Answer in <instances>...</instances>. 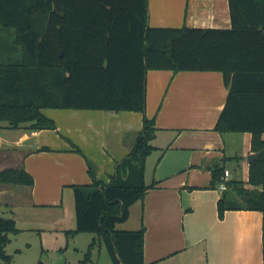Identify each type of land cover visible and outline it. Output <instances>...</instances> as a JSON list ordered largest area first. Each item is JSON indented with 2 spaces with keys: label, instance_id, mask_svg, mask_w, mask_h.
Segmentation results:
<instances>
[{
  "label": "trees",
  "instance_id": "16d2710c",
  "mask_svg": "<svg viewBox=\"0 0 264 264\" xmlns=\"http://www.w3.org/2000/svg\"><path fill=\"white\" fill-rule=\"evenodd\" d=\"M229 8L228 28L169 27L149 24L148 0H0V29L12 36L17 54L13 63H0V120L54 129L41 108L144 113L143 128L111 180H99L87 160L91 184L74 185L73 232L96 235L82 264L90 261L97 240L114 264H145L144 226L116 225L151 185L145 167L157 128L145 115L149 69L223 72L229 92L215 130L252 132V147L262 153L250 165L253 188L226 182L219 216L241 208L264 215V0H229ZM223 173L213 170L212 186ZM0 182L31 186L34 177L24 168H8L0 170ZM20 231L13 218L0 217V264H13L5 247L10 234Z\"/></svg>",
  "mask_w": 264,
  "mask_h": 264
},
{
  "label": "crops",
  "instance_id": "0c3cea01",
  "mask_svg": "<svg viewBox=\"0 0 264 264\" xmlns=\"http://www.w3.org/2000/svg\"><path fill=\"white\" fill-rule=\"evenodd\" d=\"M148 9L151 26L232 25L229 0H148ZM0 40V63H13L12 36ZM228 92L221 71H147L145 115L157 128L145 167L151 185L131 205L120 228L144 226L145 264H264L263 212L228 209L220 217L223 191L211 185L213 170L223 168L230 170L228 181L253 188L248 183V158L255 152L252 132L215 130ZM48 108L41 111L55 121L54 129L0 120V170L24 168L34 177L31 186L0 182V205L7 206L22 231H73L71 202V227L62 220L64 196L72 200L74 185L91 184L87 160L94 162L96 177L109 182L132 145L124 136L143 128L144 113L139 111ZM21 216L26 217L22 227ZM95 237L93 233L90 239Z\"/></svg>",
  "mask_w": 264,
  "mask_h": 264
},
{
  "label": "rangeland",
  "instance_id": "374dc122",
  "mask_svg": "<svg viewBox=\"0 0 264 264\" xmlns=\"http://www.w3.org/2000/svg\"><path fill=\"white\" fill-rule=\"evenodd\" d=\"M11 39V36L0 34V39ZM1 41V40H0ZM4 45V42H0V47ZM49 108L46 109L47 112ZM138 132L132 130L126 133L124 136L128 142L131 144L134 142L135 137ZM91 161L93 164L94 162ZM222 179V178H221ZM64 215L62 220L66 223V228H70L71 213L70 211V202L75 208L74 195L72 200L64 196ZM73 208V209H74ZM36 213L34 210H32ZM73 211V210H72ZM0 217L11 218L10 211L7 210L6 205H0ZM26 217H19V226H25ZM72 214V221H73ZM33 226H38L37 223H32ZM118 229L123 228L122 222L116 225ZM19 228V227H18ZM74 233L70 230H65V232H52V230H30L25 229L19 233L10 234V242L7 243L5 249L7 253L12 254L13 264H82V261L85 259V255L89 250L90 239L93 233L90 232H79ZM30 242L31 245H28ZM69 244V247H66ZM74 246H77L78 249H75ZM114 264L108 249L104 242H96L95 245L91 248L90 261H87L85 264Z\"/></svg>",
  "mask_w": 264,
  "mask_h": 264
},
{
  "label": "built area",
  "instance_id": "2783aa9c",
  "mask_svg": "<svg viewBox=\"0 0 264 264\" xmlns=\"http://www.w3.org/2000/svg\"><path fill=\"white\" fill-rule=\"evenodd\" d=\"M230 176V170L229 169H224V173L222 176V181L219 184V188L223 191L227 188L226 182L229 180Z\"/></svg>",
  "mask_w": 264,
  "mask_h": 264
},
{
  "label": "water",
  "instance_id": "95a60500",
  "mask_svg": "<svg viewBox=\"0 0 264 264\" xmlns=\"http://www.w3.org/2000/svg\"><path fill=\"white\" fill-rule=\"evenodd\" d=\"M60 55H62V50L60 51ZM262 151L254 152L249 155V162H253L255 159H257L261 155Z\"/></svg>",
  "mask_w": 264,
  "mask_h": 264
}]
</instances>
